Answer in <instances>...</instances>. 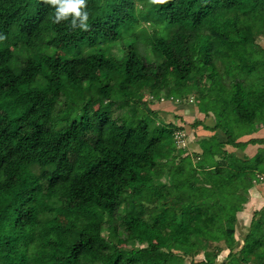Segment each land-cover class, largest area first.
<instances>
[{
    "label": "trees",
    "instance_id": "obj_1",
    "mask_svg": "<svg viewBox=\"0 0 264 264\" xmlns=\"http://www.w3.org/2000/svg\"><path fill=\"white\" fill-rule=\"evenodd\" d=\"M87 9L89 27L70 30L52 23L44 0H0V264H214L223 249L209 242L228 248L221 264H264L260 219L234 251L236 212L264 148L243 162L203 138L193 161L176 145L181 126L138 107L143 93L154 103L196 91L228 144L263 124L253 45L264 0H87ZM60 48L71 49L62 60L52 55ZM104 224L108 238L146 246L111 243ZM163 248L180 254L164 258ZM191 252L202 259L186 263Z\"/></svg>",
    "mask_w": 264,
    "mask_h": 264
},
{
    "label": "rangeland",
    "instance_id": "obj_2",
    "mask_svg": "<svg viewBox=\"0 0 264 264\" xmlns=\"http://www.w3.org/2000/svg\"><path fill=\"white\" fill-rule=\"evenodd\" d=\"M148 26V25H147ZM148 30L150 31L151 28L148 27ZM254 49L257 51V53L259 54V58L264 61V56L261 54V49L264 48V29H261V31L257 32V34L254 36V45H253ZM142 50L144 51L145 48L143 47ZM263 50V49H262ZM110 51L112 52V54H116L117 56H121L122 52L119 51V47L117 44H114L110 47ZM147 54L149 55V49L146 50ZM71 52V49H65V48H60L58 50H56L55 52L53 51L52 55L58 59H63L66 56H68V54ZM125 59V58H124ZM122 60L118 63V66L121 68H123V64L125 60ZM151 68L155 71V72H161L165 69V65H155L152 64ZM119 70H116L115 72L111 73V81L114 80L117 76H118ZM39 81H41V78H38ZM48 84V83H47ZM156 84L159 86L160 83L158 81H156ZM153 92H151V94L148 93H143V97L142 100L144 102H147V105H139V109L144 110V111H148V110H157V116L159 118V120L161 121H165V122H171V120H174L175 124H178L179 126H181V124H184V131L182 129H177L176 131V135H180V140L176 143L177 147L180 148L183 151L182 156H191L193 158V161L197 160V156H195V153H199V147L197 146V143L199 141V132H196V128H193L194 124L191 123V121L188 122H184L182 119L179 120L177 118H174L172 116L168 115V110H172L173 105H175L174 107L179 108L181 107L182 110L183 108L187 107L188 109H195V106H197L199 108L198 105H196L195 103L198 104H206L204 99L202 98H198L197 97V93L196 91H193L191 94L187 95L185 100L180 101L179 99V95H174L173 98H170L168 100H164V99H159V100H155L153 103V99H151V95ZM151 100V101H149ZM178 102V103H177ZM58 108H60V106H58ZM202 110H204L201 107ZM97 111L96 107H91L89 109V113H94ZM121 111V110H120ZM113 114H118L119 110L116 108L112 109ZM167 113V114H166ZM171 113V112H169ZM199 116V115H198ZM199 119V118H197ZM192 120V119H190ZM181 123V124H180ZM198 122H196L197 124ZM192 127V128H191ZM177 137V136H176ZM178 138V137H177ZM189 138V139H188ZM181 156V155H180ZM177 161V159H176ZM263 166V165H262ZM264 168V166L262 167ZM156 173L158 176H161L164 173V168L162 167H158V169L156 170ZM160 178V177H159ZM165 181V180H162ZM219 195H224L223 193L219 194ZM226 197V196H225ZM127 204H129L128 201H125L122 205V207L117 211L120 215L125 213V207H127ZM136 204H138V201H136ZM137 210V209H136ZM144 218L146 219L148 215L147 212H145L143 214ZM57 220L59 221L60 224L64 223L63 218L60 215H57ZM117 229L120 231L121 234L125 235V231H124V224H120V221L117 220ZM109 230L110 227L108 224H104L101 228H100V233L102 235V237L104 238H108L109 236ZM238 228L236 229V241L238 243V245L241 244V234H239L237 232ZM119 238V237H118ZM117 237L115 238H108V240H111V243L116 244L117 246H121L122 248H130V247H144L146 246V242L142 241V243H138L137 245H129L126 242H123L121 240H119ZM192 241L198 245V247L202 248L204 241L199 238L196 239L193 237ZM257 243V242H256ZM207 246L209 247V250H211L212 253H215V251L219 252V250L222 248L223 250L220 252V254L216 257L214 264H221L223 261V259L226 257V249H225V245L224 243H219V244H214L213 242H209L207 243ZM220 247V248H218ZM238 247H235L234 250H236ZM225 249V250H224ZM167 248H163L162 252H161V256L164 258H168L171 256L172 252L173 253H177L180 254L177 250H169V253L167 254ZM193 255H197V252H191V254L189 256H184L183 259L186 263H189V261L193 260V261H199L202 259V254H198L197 256H193Z\"/></svg>",
    "mask_w": 264,
    "mask_h": 264
},
{
    "label": "crops",
    "instance_id": "obj_3",
    "mask_svg": "<svg viewBox=\"0 0 264 264\" xmlns=\"http://www.w3.org/2000/svg\"><path fill=\"white\" fill-rule=\"evenodd\" d=\"M195 104L198 105V103ZM174 106L175 105H173L174 109L168 110V115L172 116L173 119H182L184 122L189 123L191 121V123L194 124L193 128L197 127L195 131L199 132V142L203 138L210 139L215 137L221 143L220 146L223 150L227 151L229 154H233L237 159L243 162L250 161L256 156L259 150L264 148V123L255 125L253 129L237 137L233 144H228L226 142L227 137L225 133L216 126L213 111H206L205 108L202 110L200 104L198 105L199 108L195 106L196 110L194 108L188 109L187 107L182 110L181 107L176 108ZM171 122H174V120H171ZM195 122L198 123L196 124ZM176 125L179 126L178 124ZM181 127L184 129V124H181ZM197 146L199 147L200 153L201 148L198 143ZM215 159L219 160V157H215ZM262 165L264 166V162H262ZM262 165H260L261 171H256L251 185L243 192L245 202L242 204L241 209L236 212L235 231L238 228L237 232L241 234V244L238 245L237 243L235 246L238 248L234 251L242 247L246 235L250 232V226L253 220L256 221L260 219V222L264 223V217L260 216V214L264 212V168H262ZM210 167H214V164H210ZM226 251L225 254L227 255L229 252L228 248Z\"/></svg>",
    "mask_w": 264,
    "mask_h": 264
},
{
    "label": "clouds",
    "instance_id": "obj_4",
    "mask_svg": "<svg viewBox=\"0 0 264 264\" xmlns=\"http://www.w3.org/2000/svg\"><path fill=\"white\" fill-rule=\"evenodd\" d=\"M53 12L50 20L54 24L65 22L70 30H86L89 27L87 0H44Z\"/></svg>",
    "mask_w": 264,
    "mask_h": 264
}]
</instances>
